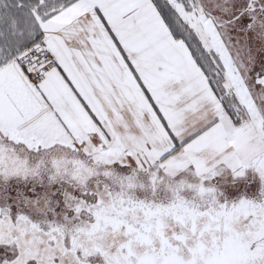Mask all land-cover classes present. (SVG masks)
<instances>
[{
    "label": "snow or ice",
    "instance_id": "1",
    "mask_svg": "<svg viewBox=\"0 0 264 264\" xmlns=\"http://www.w3.org/2000/svg\"><path fill=\"white\" fill-rule=\"evenodd\" d=\"M0 264H264V0H0Z\"/></svg>",
    "mask_w": 264,
    "mask_h": 264
}]
</instances>
